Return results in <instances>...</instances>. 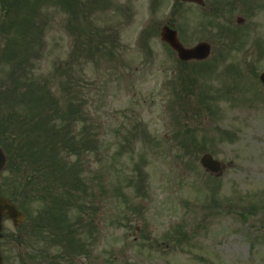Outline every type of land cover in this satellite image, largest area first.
I'll return each instance as SVG.
<instances>
[{
    "label": "rangeland",
    "instance_id": "374dc122",
    "mask_svg": "<svg viewBox=\"0 0 264 264\" xmlns=\"http://www.w3.org/2000/svg\"><path fill=\"white\" fill-rule=\"evenodd\" d=\"M86 1L62 0L75 16L76 25L69 14L37 2L38 12H31L33 21L22 22L31 27L24 36L20 34V21L6 25L5 30L6 26L0 28V143L9 157L6 195L21 205L26 202L30 211L33 207L36 210L32 199L35 186L31 188L26 178L41 172L46 187H59L58 197L67 190L76 196L84 189L82 194L89 205L97 198L93 206L98 207L99 233L102 230L97 250L102 262L109 261L113 252L117 258L114 264H264V90L254 78L264 71V8L252 15L241 9L248 20L245 39L261 40L259 48L250 50L254 53L245 51V55H256L253 64L245 57L246 79L241 78L245 86L240 82L226 86L228 92L241 93V100L224 103L219 100L222 91L211 97V113L195 108L191 100L186 114L172 103L169 93L176 70L169 52L158 41H153L150 48L142 42L145 1L132 5V21L102 5L100 12L82 21V29L94 36L96 30H115V37L119 32L125 41L120 47L92 50L87 45L81 51L75 50L74 36L67 35L66 30L77 28L83 17L95 10L84 8L82 2ZM33 2L0 0V22L2 5L15 14L22 13L23 20L28 8L25 4L29 3L31 9ZM51 2L60 4V0ZM37 29L41 43H36ZM241 53H226V62H242ZM222 54L224 50L215 47L207 65L219 67V73L227 64L220 63ZM61 64L66 66L65 79L62 82L59 77L56 82L54 70ZM247 65H253L252 70ZM236 66L241 73V63ZM48 80H54L51 95L57 102L53 103H65V97L57 93L62 89L78 93L68 94L66 99L81 100V110L94 122L89 135L93 143L83 140L85 148L77 144L80 128L74 127L76 115L68 107L50 111L48 121L43 117L45 111L35 109L36 104L50 102L45 101L44 94L48 93ZM223 86L216 80L210 85L212 92ZM199 88L206 93V87L198 81L194 96ZM178 114L184 127L193 128L189 143L174 142ZM136 122L144 126V135L137 137V149L132 151L125 134ZM203 137L212 142L205 145ZM207 152L231 167L220 177L207 173L200 165V158ZM136 167L142 168L145 185L131 191L127 187ZM71 172L76 182L83 177L80 188H68ZM87 187L94 192H88ZM86 211L90 212L88 207ZM61 214L62 208L52 218ZM94 221L90 213L88 225ZM94 258H89L91 264Z\"/></svg>",
    "mask_w": 264,
    "mask_h": 264
},
{
    "label": "flooded vegetation",
    "instance_id": "af4514ba",
    "mask_svg": "<svg viewBox=\"0 0 264 264\" xmlns=\"http://www.w3.org/2000/svg\"><path fill=\"white\" fill-rule=\"evenodd\" d=\"M122 9H129L134 3L145 1V11L142 22L145 33V44L151 45L158 41L160 45L169 48L163 41V32H175L176 37L186 48L199 44H208L213 47H224L230 42V31L236 28L241 31V9L251 12L256 9L259 0H111ZM168 7L169 9H165ZM119 12L121 9L116 8ZM125 40H116L124 42ZM195 64L196 61L184 62ZM5 176L0 174V197H5ZM37 216L31 225L34 231L30 247L26 246L25 235L22 231H7L4 220V229L0 233V254L3 264H51L52 242L48 217ZM44 219V220H43ZM69 255L78 254L71 259L72 264L84 263V249H67Z\"/></svg>",
    "mask_w": 264,
    "mask_h": 264
},
{
    "label": "water",
    "instance_id": "95a60500",
    "mask_svg": "<svg viewBox=\"0 0 264 264\" xmlns=\"http://www.w3.org/2000/svg\"><path fill=\"white\" fill-rule=\"evenodd\" d=\"M173 48L178 49L177 46H173ZM181 53H183L185 56L184 52H181ZM186 54H188V56H191V55L197 56V58H205L207 56V52L204 49V47H199L195 51L186 52ZM262 80L264 81V74L262 76ZM5 164H6L5 155L0 150V170L5 166ZM202 164L205 168L213 172L218 171L221 168L220 164L213 161V159L208 155L202 159ZM1 205L4 206L7 215L9 216V218L14 220L15 224H19L22 222L23 216L16 210L14 206L10 205L7 201L4 202V204L2 203ZM0 223H1V216H0Z\"/></svg>",
    "mask_w": 264,
    "mask_h": 264
},
{
    "label": "trees",
    "instance_id": "16d2710c",
    "mask_svg": "<svg viewBox=\"0 0 264 264\" xmlns=\"http://www.w3.org/2000/svg\"><path fill=\"white\" fill-rule=\"evenodd\" d=\"M10 94V93H9ZM10 105V104H9ZM11 110V109H10ZM47 115V113L46 114H44V116H46ZM43 116V117H44ZM42 123H43V126H45L46 125V122L42 119ZM17 150V149H16ZM21 149H19V151H20ZM56 192L53 194L54 196H56ZM58 197V196H57Z\"/></svg>",
    "mask_w": 264,
    "mask_h": 264
}]
</instances>
